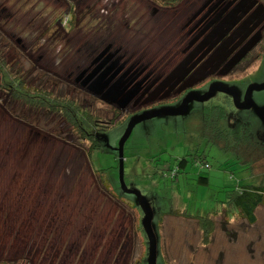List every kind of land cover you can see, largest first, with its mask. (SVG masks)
Returning a JSON list of instances; mask_svg holds the SVG:
<instances>
[{
    "label": "rangeland",
    "instance_id": "374dc122",
    "mask_svg": "<svg viewBox=\"0 0 264 264\" xmlns=\"http://www.w3.org/2000/svg\"><path fill=\"white\" fill-rule=\"evenodd\" d=\"M192 1L174 5V0L161 11L159 0H0V263L148 264L143 212L135 195L119 187L118 141L129 119L152 103L130 101L120 110L90 95L82 75L108 58L99 74L118 56V74L126 69L150 77L167 74L175 55L172 39L183 23L169 13L184 11ZM259 50L210 82L235 87L241 97L249 84L264 80ZM4 74L69 96L94 116L89 160V141L76 126L58 108L11 97ZM228 96L215 92L188 102L183 115L141 120L122 144L125 185L152 206L158 264H264V204L255 207L249 222L230 199L238 185H264V151L246 155L250 166L193 133L203 105L214 102L233 111ZM250 97L259 114L250 108L237 115L253 124L264 116V88ZM204 149L208 166L190 154ZM182 156L183 167L169 173ZM205 218L212 226L203 242L198 222Z\"/></svg>",
    "mask_w": 264,
    "mask_h": 264
},
{
    "label": "flooded vegetation",
    "instance_id": "af4514ba",
    "mask_svg": "<svg viewBox=\"0 0 264 264\" xmlns=\"http://www.w3.org/2000/svg\"><path fill=\"white\" fill-rule=\"evenodd\" d=\"M177 1L178 0H175L174 2L173 0L170 2V0H166L162 2V0H159L160 3H157L156 6L159 7L157 9L163 11L164 8L170 7V4L173 2L175 5ZM187 10L189 11L186 12ZM232 12L234 14L231 16ZM169 14L176 17L175 22H177L178 25L183 22L182 26L176 29V32L178 33H176L172 39V48L175 55H173V59L171 61L172 67L178 64H180L181 67L173 78V80H177L176 85L167 95H163L165 91L159 92L154 100L147 102L152 103L148 108L161 106L160 104L166 100L178 102L186 92L194 91L193 88L195 87L200 88L202 90L200 92H203L208 84H210V78L217 79L223 76L224 74H219L218 70L222 68L227 61L231 60L244 45H248L254 39V44L250 46L246 53L238 60V62L235 63L226 75L234 67L247 60L251 51L255 47H260L259 51L264 53V0H200L196 6L194 0L191 4L186 6L184 11L175 13L170 12ZM191 51L193 52L189 55ZM256 55L258 59V53ZM186 56H188V59L184 60ZM212 56L214 57L212 60L213 62L217 59H221V63L218 68H216L212 74L206 75L202 79L195 81L191 86H185L191 79L195 69L202 67L203 65L205 66L208 59ZM136 71L137 70H130L127 71V74L129 78L134 76L139 78L142 89L148 84H152V86L154 84L156 85L157 82L165 76L150 77L151 74H140V72L137 73ZM148 92L149 90L144 93L140 99L148 97V94H150V92ZM238 95L241 100L239 90ZM228 97L231 101L230 96ZM212 104H214V102L203 105L201 110L205 106ZM136 105H142L141 100H139ZM221 107H223V105ZM224 108L226 109L225 106ZM229 108L233 109V111L228 110L229 115H233V118L237 117L238 119H241V116H238L237 114L243 109H236L232 101ZM260 142H262L263 147H258L261 143L256 141V143H253V152L258 149L264 151V141ZM148 203L150 204L149 201ZM160 213H163V211H160L159 214ZM224 214L226 215L225 212ZM161 219L162 217H160L159 220L161 221ZM156 264H158L157 254Z\"/></svg>",
    "mask_w": 264,
    "mask_h": 264
},
{
    "label": "water",
    "instance_id": "95a60500",
    "mask_svg": "<svg viewBox=\"0 0 264 264\" xmlns=\"http://www.w3.org/2000/svg\"><path fill=\"white\" fill-rule=\"evenodd\" d=\"M234 14L233 12L231 13ZM255 42V39L249 43L248 45H244L235 56L227 61L222 68L218 70V73L223 75L226 74L238 60L246 53V51L252 46ZM191 51L189 55L192 53ZM112 55V54H111ZM188 55V56H189ZM113 56V55H112ZM188 56L184 58L188 59ZM213 56L208 59L207 64L202 67L196 68L192 74L191 79L186 83L185 86H191L195 81L202 79L206 75L212 74L216 68L221 63V59L213 60ZM108 58L101 60L93 69L90 71H86L82 76H85L81 81V85L84 89L92 96L97 99L104 101L108 104L115 105L118 109L123 110L131 101L132 105H136L139 100L141 103H147L155 99L157 94L161 91H165L163 95H167L170 90L176 85L177 80H173L177 72L179 71L181 65L178 64L171 68L167 74L163 78H161L158 83L152 86V84H148L143 89L141 88V81L136 78V76L129 78L128 72L132 69H126L125 72L120 74L117 73V70L120 68V64L118 65L120 56L116 57L113 61L109 62L108 65L99 73L96 74L100 67H102ZM131 67V66H130ZM109 73V75L105 76V73ZM137 72V71H136ZM116 78V79H115ZM165 88V89H164ZM264 88V80L260 83H252L249 84L245 91L242 94L241 100L239 99L238 90L235 87L223 85L220 83L213 82L208 84L203 92L197 93L194 91L186 92L180 100L172 105V106H157L154 108H149L143 112H139L129 119L124 129L122 136L118 141V181L119 187L122 191L129 192L137 198V203L141 207L143 212L142 216V226L144 229L145 237H146V245H147V261L148 264H156V254H157V236L154 228V224L152 223L153 210L148 203L145 196L140 194L137 189H128L125 185L123 179V156H122V144L124 140L129 135L132 126L144 119L149 117L158 116V115H183L186 111L187 103L190 101H204L211 97L215 92H222L230 96L231 101L234 107L238 110L240 109H250L255 108L256 113L259 114L261 108L258 110L256 108L255 103L251 99L250 95L252 91L259 90ZM149 90L150 94L148 97L144 99H140L144 93ZM148 92V93H149ZM258 121H264V116Z\"/></svg>",
    "mask_w": 264,
    "mask_h": 264
},
{
    "label": "trees",
    "instance_id": "16d2710c",
    "mask_svg": "<svg viewBox=\"0 0 264 264\" xmlns=\"http://www.w3.org/2000/svg\"><path fill=\"white\" fill-rule=\"evenodd\" d=\"M70 22L71 21L69 20V24H71ZM3 71L7 73L5 70ZM16 74L18 73L16 72ZM16 77H18V80H16ZM3 84L4 88L8 90L10 96L16 100L25 97V100H22L25 104L30 106L41 105L42 107H46L48 105L50 109L58 108V111L65 115L63 118H65L68 123L76 126L81 138L89 141V145L85 151V153L87 152L86 155L89 160V153L95 146V142L91 139V134L92 127L94 125L96 126V123L92 120L94 116L86 110L84 106L79 107L77 102L74 101V99L69 98V96L63 97L62 94H52L42 88L36 89L30 86L27 87L19 75L9 77L4 74ZM17 86L18 88H21V91L18 94H16L14 90ZM46 101H48L49 104H46ZM226 109L224 106L221 107L215 104L205 106L202 110L200 108L197 114L198 125L196 128H193L195 129L193 133L195 136H198L196 139L199 138L198 141H203L205 145H213L215 148L223 152L229 151L230 155L237 157L239 161L247 163L251 166L252 161H250L246 155L250 157H255L257 155L256 152L258 151L248 152L253 150V143H256V141L262 143L260 141H264V121H256L251 124L250 121H248L247 115H242L241 119H238L237 117L233 118V115H229V111ZM180 124L183 126L182 122ZM190 128L192 130V127ZM183 130L185 132V128H183ZM240 143L243 144L242 147L238 146ZM205 149L204 151L191 153L192 159H196L202 164H206L207 160L205 159ZM185 163L186 160L184 156L177 158L175 160V166L170 167L168 172L173 174L178 173V168L183 167ZM198 179L200 181L203 180L201 177ZM230 199L235 207L238 208L237 210L241 212H239L241 216L246 218L249 222H252L255 219L253 210L258 204H264V185L261 183L257 185H238L235 190V194L232 195ZM160 214L158 213L155 217L154 221L156 224L160 221ZM182 215L191 217L185 212ZM152 217H154V214ZM199 221L198 227L202 231V241L204 242L209 237L212 222L209 221L208 218H205V220L201 219ZM0 264H3V262Z\"/></svg>",
    "mask_w": 264,
    "mask_h": 264
},
{
    "label": "clouds",
    "instance_id": "9594fccd",
    "mask_svg": "<svg viewBox=\"0 0 264 264\" xmlns=\"http://www.w3.org/2000/svg\"><path fill=\"white\" fill-rule=\"evenodd\" d=\"M150 108H153V107H150ZM144 109H149V108H144ZM204 166H208V164L206 163V164H203Z\"/></svg>",
    "mask_w": 264,
    "mask_h": 264
}]
</instances>
